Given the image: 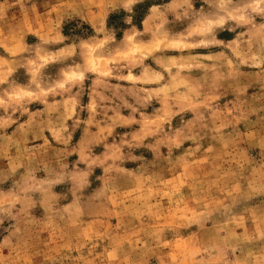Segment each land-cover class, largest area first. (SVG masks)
Segmentation results:
<instances>
[{"label":"rangeland","instance_id":"1","mask_svg":"<svg viewBox=\"0 0 264 264\" xmlns=\"http://www.w3.org/2000/svg\"><path fill=\"white\" fill-rule=\"evenodd\" d=\"M0 264H264V2L0 0Z\"/></svg>","mask_w":264,"mask_h":264},{"label":"trees","instance_id":"2","mask_svg":"<svg viewBox=\"0 0 264 264\" xmlns=\"http://www.w3.org/2000/svg\"><path fill=\"white\" fill-rule=\"evenodd\" d=\"M144 6L148 8L149 4L146 3L145 5H140V6H138V7L136 8V10H138V9H140V8H143ZM121 14H124V12H121ZM117 15H119V14H111V15L109 16V18H108V26H110V27L112 26L113 20H114V18H115ZM141 18H142V16H141ZM136 20H138V18H137ZM125 26H126V24L122 23V27H125ZM89 30L91 31V28H89ZM120 35H121V34H120Z\"/></svg>","mask_w":264,"mask_h":264},{"label":"clouds","instance_id":"3","mask_svg":"<svg viewBox=\"0 0 264 264\" xmlns=\"http://www.w3.org/2000/svg\"><path fill=\"white\" fill-rule=\"evenodd\" d=\"M261 2H264V0H261Z\"/></svg>","mask_w":264,"mask_h":264}]
</instances>
